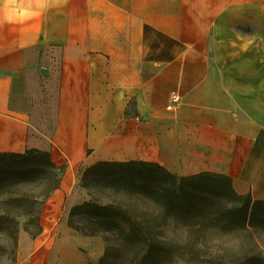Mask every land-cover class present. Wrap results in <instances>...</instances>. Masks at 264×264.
<instances>
[{
    "label": "crops",
    "instance_id": "obj_1",
    "mask_svg": "<svg viewBox=\"0 0 264 264\" xmlns=\"http://www.w3.org/2000/svg\"><path fill=\"white\" fill-rule=\"evenodd\" d=\"M65 165L16 264H98L68 226L99 162L264 199V0H0V153Z\"/></svg>",
    "mask_w": 264,
    "mask_h": 264
},
{
    "label": "trees",
    "instance_id": "obj_2",
    "mask_svg": "<svg viewBox=\"0 0 264 264\" xmlns=\"http://www.w3.org/2000/svg\"><path fill=\"white\" fill-rule=\"evenodd\" d=\"M114 164H140L155 167L151 164L137 162H99L85 169L81 179L96 169ZM65 169V165H56L47 153L37 150H26L23 153H0V198H2L0 232L11 241L12 264H16L19 231L23 230L31 238L41 233L42 228L39 223L41 207L59 187ZM168 175L176 177L172 174ZM194 178L206 181L222 178L230 181L217 174H199ZM221 188V185L213 187L214 190ZM229 191L235 199L243 202L240 207L224 205L220 200L202 198L210 204H222L223 209L217 221L214 222L216 224L202 225L198 228L192 225L189 228V234L209 236V239L204 236V240L195 238L184 241L181 254L191 256V259L196 262L194 264H264L261 238L264 233V219L256 214L257 208L264 209V201L251 202L248 195H238L231 187ZM168 193L172 202L171 206L164 211L163 216H169L181 208V194L174 189ZM194 209H196L195 215L203 219L215 215V212H208L207 208ZM235 211L237 215L234 214ZM80 215H85L90 219L83 226L72 222L74 216ZM125 216L127 212L117 207L101 206L95 201H85L71 208L68 226L83 236L101 235L108 244L117 240L124 244L138 245L153 258L169 256L172 259L179 255V251L167 249L168 239L164 224H143L129 220L130 218L126 220ZM234 216H237V220L233 219ZM112 250L116 249L111 245L105 248L99 264H102L103 257L104 259L109 257Z\"/></svg>",
    "mask_w": 264,
    "mask_h": 264
},
{
    "label": "rangeland",
    "instance_id": "obj_3",
    "mask_svg": "<svg viewBox=\"0 0 264 264\" xmlns=\"http://www.w3.org/2000/svg\"><path fill=\"white\" fill-rule=\"evenodd\" d=\"M80 187L86 194V201H95L101 206H112L127 212L126 220L141 222L143 224H164L166 226L167 249L179 251L176 258L164 256L153 258L138 245L124 244L117 240L107 243L99 235L104 243V251L108 245L115 248L109 257H103L102 264H194V260L188 254H181L184 241L195 238L209 239L208 235L189 234L192 225L196 228L202 225L216 224L222 213L224 205L240 207L243 202L235 199L229 188L232 184L227 179L214 178L206 181L200 178L172 177L156 167H147L140 164L109 165L96 169L79 181ZM221 185V189L213 187ZM175 190L181 195V208L169 216H163L166 209L171 206V196L168 191ZM250 201H264L262 198H254L250 194ZM203 197L222 204H210ZM2 198H0L1 206ZM207 208L208 212H215L214 216L203 219L195 215L196 209ZM237 215V212L234 213ZM256 214L264 219V209L256 210ZM233 219L237 220V216ZM85 215L74 216L72 222L83 226L88 222ZM262 255L264 256V233L262 234ZM11 241L0 232V264H12L10 251ZM17 247V254L21 253ZM183 258V259H182ZM102 261V259L100 260ZM99 261V262H100ZM98 262V264H99Z\"/></svg>",
    "mask_w": 264,
    "mask_h": 264
}]
</instances>
